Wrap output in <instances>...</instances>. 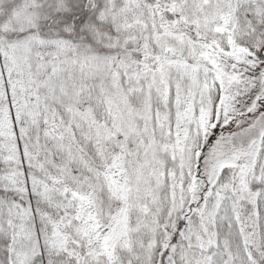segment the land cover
<instances>
[{"label": "snow or ice", "instance_id": "snow-or-ice-1", "mask_svg": "<svg viewBox=\"0 0 264 264\" xmlns=\"http://www.w3.org/2000/svg\"><path fill=\"white\" fill-rule=\"evenodd\" d=\"M0 264H264V0H0Z\"/></svg>", "mask_w": 264, "mask_h": 264}]
</instances>
